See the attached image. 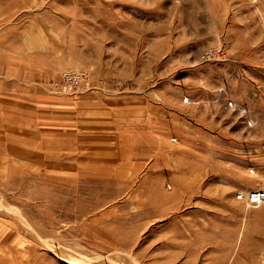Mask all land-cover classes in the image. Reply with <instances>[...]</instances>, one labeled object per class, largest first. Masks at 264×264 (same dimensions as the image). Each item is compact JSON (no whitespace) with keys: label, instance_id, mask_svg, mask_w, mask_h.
I'll return each instance as SVG.
<instances>
[{"label":"rangeland","instance_id":"obj_1","mask_svg":"<svg viewBox=\"0 0 264 264\" xmlns=\"http://www.w3.org/2000/svg\"><path fill=\"white\" fill-rule=\"evenodd\" d=\"M255 190L264 0H0V264H264Z\"/></svg>","mask_w":264,"mask_h":264},{"label":"built area","instance_id":"obj_2","mask_svg":"<svg viewBox=\"0 0 264 264\" xmlns=\"http://www.w3.org/2000/svg\"><path fill=\"white\" fill-rule=\"evenodd\" d=\"M254 193H252L250 195V201H249V198L247 197L246 199L244 198H241V196H243L242 194L243 193H239L238 194V198L239 199H244L246 200L248 203H250L252 201L253 198H256L257 201H259L260 203L256 204V205H260V204H263L264 203V191L263 192H260V191H253ZM247 193H250V192H247ZM260 198V199H258Z\"/></svg>","mask_w":264,"mask_h":264},{"label":"bare ground","instance_id":"obj_3","mask_svg":"<svg viewBox=\"0 0 264 264\" xmlns=\"http://www.w3.org/2000/svg\"><path fill=\"white\" fill-rule=\"evenodd\" d=\"M219 90V89H218ZM222 92V91H221ZM222 96V95H221ZM232 108H233V105L231 106ZM245 112V111H244ZM243 112V113H244ZM249 118V117H248ZM254 125V121H251V126H253ZM250 129H251V127H250ZM255 191H260V192H263V190H255ZM247 192H250V193H247ZM239 193H243L242 195L243 196H241V198H244V199H246L247 197L249 198V201H250V195L252 194V193H254L253 191H246V192H244V191H242V192H239ZM238 193V194H239ZM258 199H260V198H258ZM247 200V199H246ZM245 200V201H246ZM247 202V201H246ZM248 203V202H247ZM258 203H260L259 201H257L256 200V198H253L252 199V201L250 202V203H248V205H254V206H258V205H256V204H258ZM264 204V203H263ZM261 205V204H260ZM65 264L67 263L68 264V262L67 261H65L64 262Z\"/></svg>","mask_w":264,"mask_h":264}]
</instances>
